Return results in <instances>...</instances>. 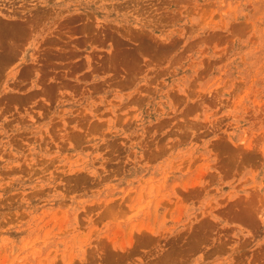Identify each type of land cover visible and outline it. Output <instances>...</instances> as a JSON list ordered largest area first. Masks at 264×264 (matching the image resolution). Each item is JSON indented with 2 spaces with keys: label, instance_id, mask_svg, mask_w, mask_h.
<instances>
[{
  "label": "rangeland",
  "instance_id": "1",
  "mask_svg": "<svg viewBox=\"0 0 264 264\" xmlns=\"http://www.w3.org/2000/svg\"><path fill=\"white\" fill-rule=\"evenodd\" d=\"M0 264H264V0H0Z\"/></svg>",
  "mask_w": 264,
  "mask_h": 264
}]
</instances>
